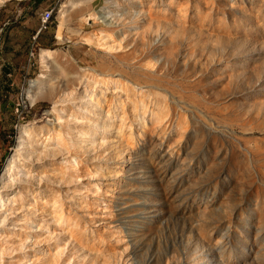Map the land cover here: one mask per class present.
<instances>
[{"label":"rangeland","instance_id":"374dc122","mask_svg":"<svg viewBox=\"0 0 264 264\" xmlns=\"http://www.w3.org/2000/svg\"><path fill=\"white\" fill-rule=\"evenodd\" d=\"M0 264H264V0H0Z\"/></svg>","mask_w":264,"mask_h":264},{"label":"built area","instance_id":"2783aa9c","mask_svg":"<svg viewBox=\"0 0 264 264\" xmlns=\"http://www.w3.org/2000/svg\"><path fill=\"white\" fill-rule=\"evenodd\" d=\"M48 22H49V13L45 14V15L42 17V27H41L40 30L36 33V35L34 36V39H36V38L39 36L41 30H43V29H47V28H48Z\"/></svg>","mask_w":264,"mask_h":264},{"label":"trees","instance_id":"16d2710c","mask_svg":"<svg viewBox=\"0 0 264 264\" xmlns=\"http://www.w3.org/2000/svg\"><path fill=\"white\" fill-rule=\"evenodd\" d=\"M31 2H33L35 5H37V4H39L40 2H42L43 0H30ZM53 12H52V15H51V20H52V18H53ZM40 35L41 34H39V38H40ZM45 47H48L49 45H47V44H45L44 42H41Z\"/></svg>","mask_w":264,"mask_h":264},{"label":"bare ground","instance_id":"6f19581e","mask_svg":"<svg viewBox=\"0 0 264 264\" xmlns=\"http://www.w3.org/2000/svg\"><path fill=\"white\" fill-rule=\"evenodd\" d=\"M61 36H62V35H61ZM61 36H59V37H61ZM6 171H7V170H6ZM6 171H5V174H7Z\"/></svg>","mask_w":264,"mask_h":264}]
</instances>
